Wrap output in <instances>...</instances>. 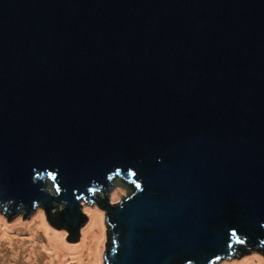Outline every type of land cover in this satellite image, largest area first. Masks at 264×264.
I'll return each instance as SVG.
<instances>
[{
	"label": "water",
	"instance_id": "95a60500",
	"mask_svg": "<svg viewBox=\"0 0 264 264\" xmlns=\"http://www.w3.org/2000/svg\"><path fill=\"white\" fill-rule=\"evenodd\" d=\"M82 198L104 264L264 253V0H0V208Z\"/></svg>",
	"mask_w": 264,
	"mask_h": 264
},
{
	"label": "rangeland",
	"instance_id": "374dc122",
	"mask_svg": "<svg viewBox=\"0 0 264 264\" xmlns=\"http://www.w3.org/2000/svg\"><path fill=\"white\" fill-rule=\"evenodd\" d=\"M99 203H96L92 200H86L82 198V209L83 214L86 217V221L84 225H81L79 228L78 239H68L65 235V241L69 245H77L81 242L83 236V230L87 226L90 221V214L89 210L95 209L96 211L102 213V218L99 224L94 227V231L97 232L100 239L98 242L99 251H98V260L93 264H104V252L108 250V228L105 224V212L98 206ZM37 213H41L49 226H52L56 231H61L64 233L63 229L61 228L57 219H52V222L48 221L45 215L44 209L38 205L34 208L33 213L28 214L27 216L24 215V212L21 210H17L14 214L10 212H6L4 208H0V264H44L43 254H35L32 256L31 259L27 257L26 251L24 247H30V244H36L40 246V241H46V236L41 232L38 231L36 233L35 239L39 242H36L29 236V231L24 230L22 224L18 223H30L32 219L35 217ZM2 224L11 227L10 230L11 234L8 238L11 240L7 241L6 237L2 236ZM65 234V233H64ZM46 253V251H43ZM86 253V250L82 252V254ZM81 255V253H80ZM79 255V256H80ZM251 259L254 262H263L264 263V253L257 250L256 248H249L241 244L236 245L235 253L230 256L229 258L221 259L214 264H247L243 263V261ZM78 264L79 262L76 261H68L67 264ZM251 263V262H250ZM254 264V263H251Z\"/></svg>",
	"mask_w": 264,
	"mask_h": 264
},
{
	"label": "bare ground",
	"instance_id": "6f19581e",
	"mask_svg": "<svg viewBox=\"0 0 264 264\" xmlns=\"http://www.w3.org/2000/svg\"><path fill=\"white\" fill-rule=\"evenodd\" d=\"M88 212L91 215L90 221L83 230L81 242L77 245H69L65 241V234L49 226L41 213H37L30 223H18L20 225L22 224L24 230L29 231V236L36 242H39V240L37 241V239H35L38 231H41L46 236V241H40V246H37L36 243L30 244V247H24L27 257L31 259L35 254H43L44 264H67L66 262L68 261H76L79 262L78 264H93L96 262L98 260V242H100V237L97 232L94 231V227L100 223L102 213L95 209H91ZM1 226L2 236L6 237L7 241H10L11 238L8 237L11 234L10 230H12V228L5 224ZM42 250L46 251V253H43ZM83 250H86L87 254H82ZM250 262L254 264H264L259 261L254 262L251 259L243 261V263L247 264H251ZM70 264H73V262Z\"/></svg>",
	"mask_w": 264,
	"mask_h": 264
},
{
	"label": "trees",
	"instance_id": "16d2710c",
	"mask_svg": "<svg viewBox=\"0 0 264 264\" xmlns=\"http://www.w3.org/2000/svg\"><path fill=\"white\" fill-rule=\"evenodd\" d=\"M238 245L239 244H241V245H245V243H244V241H238V243H237ZM247 247V246H246ZM255 247H257V246H255ZM255 247H251V248H255ZM250 248V247H249ZM235 251H236V246H235V248L233 249V251L231 252V255L230 256H232L234 253H235Z\"/></svg>",
	"mask_w": 264,
	"mask_h": 264
},
{
	"label": "flooded vegetation",
	"instance_id": "af4514ba",
	"mask_svg": "<svg viewBox=\"0 0 264 264\" xmlns=\"http://www.w3.org/2000/svg\"><path fill=\"white\" fill-rule=\"evenodd\" d=\"M135 186V185H134Z\"/></svg>",
	"mask_w": 264,
	"mask_h": 264
}]
</instances>
